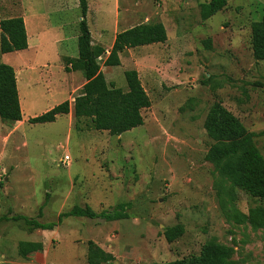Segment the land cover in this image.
<instances>
[{
  "label": "rangeland",
  "instance_id": "rangeland-1",
  "mask_svg": "<svg viewBox=\"0 0 264 264\" xmlns=\"http://www.w3.org/2000/svg\"><path fill=\"white\" fill-rule=\"evenodd\" d=\"M209 1H121L124 27L162 22L168 33L163 43L126 49L121 65L101 62L106 79L123 89L124 72H139L151 99L142 126L117 136L92 128L90 118L75 122L71 131L66 116L27 122L17 132L21 150L15 153L0 132V215L12 209L37 218L45 205L39 220L52 222L74 205L101 212L133 203L127 219L70 216L54 230L3 221L0 264H90L98 261V248L114 255L98 264L168 262L198 255L209 240L228 246L231 264H264V228L249 220L250 209L264 207V199L236 188L205 158L216 142L205 128L215 102L257 134L264 156V60L252 49V23L264 16V0H227L204 18L202 5ZM49 16L52 22L62 17ZM71 44L78 55L77 41ZM54 72L61 80L59 69ZM67 154L69 166L61 163ZM176 224L185 232L168 242L164 230ZM20 241H39L43 248L23 256Z\"/></svg>",
  "mask_w": 264,
  "mask_h": 264
},
{
  "label": "trees",
  "instance_id": "trees-1",
  "mask_svg": "<svg viewBox=\"0 0 264 264\" xmlns=\"http://www.w3.org/2000/svg\"><path fill=\"white\" fill-rule=\"evenodd\" d=\"M227 0H210L202 5L204 18H209L223 9ZM81 21L78 36V57H65V70H80L86 83L82 91L74 98L73 113L78 122L82 118L92 120V128L108 131L111 135H122L127 131L144 124L143 110L151 106V99L146 91L139 72L129 69L124 72L127 89L109 82L101 67L121 65L120 54L125 49L154 43H163L168 38L165 25L162 22H142L119 32L109 53L102 44H93V39L87 21L89 9L88 0H79ZM0 52L9 53L28 47V38L23 17L17 16L0 21ZM252 49L257 59L264 60V16L252 23ZM71 65V66H69ZM71 103L65 100L50 110L29 118V123L54 122L60 114H68ZM0 116L3 121L14 123L22 119V111L17 89V77L14 68L6 63H0ZM205 128L216 142L206 153V160L232 181V184L254 197L264 199V156L256 146L255 132L248 131L243 122L222 103L215 102L207 115ZM49 194V193H48ZM133 206L131 201L120 202L110 209L95 211L90 205H74L70 210L61 212L57 220L42 222L44 207L39 208L38 217L24 214L0 215V223L6 220L22 221L29 230H54L61 225L66 217H86L116 221L130 217ZM249 220L256 228H264V207L256 206L250 209ZM185 232L182 224L169 226L164 230L168 242H173ZM39 241H20L19 252L26 256L41 250ZM98 264L114 260V255L98 248L95 252ZM149 264H231L229 248L216 240L205 242L198 255L168 262H152Z\"/></svg>",
  "mask_w": 264,
  "mask_h": 264
},
{
  "label": "crops",
  "instance_id": "crops-1",
  "mask_svg": "<svg viewBox=\"0 0 264 264\" xmlns=\"http://www.w3.org/2000/svg\"><path fill=\"white\" fill-rule=\"evenodd\" d=\"M121 1L88 0L87 21L93 44H102L107 54L114 44L116 35L130 28L124 27L127 20L121 13ZM71 11H74L73 17L67 15ZM51 12L58 13L62 17L52 22L49 16ZM17 16L24 19L28 47L5 53L2 63L11 65L15 70L22 119L9 123L3 121L0 116V132L5 131L1 134L3 141L6 145L13 142L14 153L21 150L17 132L29 122V118L40 115L65 100L70 101L71 110L68 114L58 115L57 119L66 116L69 131L76 127L73 101L86 83L83 72L66 71L64 62L65 57H78L73 54L75 52L71 43L73 41L78 43L79 24L82 19L79 0H0V21ZM106 40L108 45L104 43ZM120 59L122 62V53ZM55 68L59 69L61 80L55 79ZM48 101L51 103L45 107ZM40 104L44 107L35 111ZM66 141L68 145L69 137ZM22 143L27 144L24 139ZM2 159L5 158L3 153H0V161Z\"/></svg>",
  "mask_w": 264,
  "mask_h": 264
},
{
  "label": "built area",
  "instance_id": "built-area-1",
  "mask_svg": "<svg viewBox=\"0 0 264 264\" xmlns=\"http://www.w3.org/2000/svg\"><path fill=\"white\" fill-rule=\"evenodd\" d=\"M61 163L65 166H69L71 163L70 155L67 154L63 159H61Z\"/></svg>",
  "mask_w": 264,
  "mask_h": 264
}]
</instances>
